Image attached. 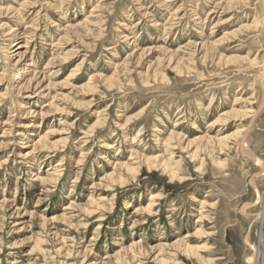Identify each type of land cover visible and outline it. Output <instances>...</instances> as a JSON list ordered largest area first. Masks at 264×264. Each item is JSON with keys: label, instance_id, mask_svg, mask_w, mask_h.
Instances as JSON below:
<instances>
[{"label": "rangeland", "instance_id": "1", "mask_svg": "<svg viewBox=\"0 0 264 264\" xmlns=\"http://www.w3.org/2000/svg\"><path fill=\"white\" fill-rule=\"evenodd\" d=\"M263 93L264 0H0V264H264Z\"/></svg>", "mask_w": 264, "mask_h": 264}, {"label": "bare ground", "instance_id": "2", "mask_svg": "<svg viewBox=\"0 0 264 264\" xmlns=\"http://www.w3.org/2000/svg\"><path fill=\"white\" fill-rule=\"evenodd\" d=\"M15 45V44H14ZM15 47H16V50H14V51H12L11 53H15V52H17V51H19V49H21V48H23L24 46L22 45V44H17V45H15ZM29 66H31V64H28L27 65V67H29ZM23 74L25 73V70L22 72ZM16 79H17V77H16ZM263 104H264V93H263ZM254 111V110H253ZM244 136V135H243ZM179 137L177 136V139H178ZM244 139V138H243ZM174 140V139H173ZM198 140V139H197ZM224 141V139H218V144H221V145H223L224 146V144L222 143ZM194 142H196V141H194ZM194 142H189L190 144H194ZM237 144V143H236ZM239 145V144H238ZM109 148H112L111 146H109ZM114 149H115V147H113ZM112 150V149H111ZM162 164V163H161ZM163 165V164H162ZM166 166H167V164H166ZM128 168V167H127ZM164 169H165V171H167V167H165L164 166ZM264 170V169H263ZM169 172V171H168ZM171 172V171H170ZM174 174V173H173ZM172 174V172H171V178L173 179L174 177H175V174L173 175ZM127 206H126V209H130L131 208V204L128 202L127 204H126ZM150 206V205H149ZM148 208V207H147ZM147 210V209H146ZM132 214V213H131ZM187 237V236H186ZM186 250H188V249H186Z\"/></svg>", "mask_w": 264, "mask_h": 264}]
</instances>
